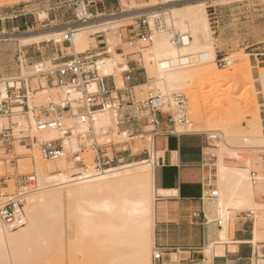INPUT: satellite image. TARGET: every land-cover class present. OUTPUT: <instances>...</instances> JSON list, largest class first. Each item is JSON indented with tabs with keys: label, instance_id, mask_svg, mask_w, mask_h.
<instances>
[{
	"label": "rangeland",
	"instance_id": "obj_1",
	"mask_svg": "<svg viewBox=\"0 0 264 264\" xmlns=\"http://www.w3.org/2000/svg\"><path fill=\"white\" fill-rule=\"evenodd\" d=\"M117 1L119 4L115 11L102 12L100 10L97 13L92 9L100 0H0V90L1 83H5L7 94L10 97L18 91L17 88L24 97L22 104L19 103L21 101L11 103L13 110L11 115L0 116V132L3 128H13L14 130L11 154H7L0 147V186L3 194L0 202L8 200L9 196L25 191L22 199L24 218L27 219L24 226L16 229L4 226L10 234H18L23 231L27 235L19 243L20 247L17 246L19 251L14 246H11V249L7 248L6 255L0 258V264L153 263L154 243L148 247V252L142 251V248L138 247L140 246V234L139 231H136L138 227H134L135 222H132V219L128 218L123 223V219L117 220L118 218L111 217L104 211V208L91 205L93 202L100 203L109 198L111 194L78 193L79 185L74 186V188L77 187V190H71L67 186H58L37 191L40 186H49L60 182L59 177L53 176L58 173L63 172V176L74 178L89 173L103 172L95 167L96 150L90 149L83 154L85 166L82 167L72 158L58 160L43 158L39 149V140L64 137L66 147L76 150L81 142L85 141L89 145L94 142L95 138L99 143H109L114 149L119 150V156L113 166L148 159L147 154L142 152L150 149L152 139H149V136L152 137L151 129L153 127H147L144 132L145 136L132 135L127 131L125 122L122 126L117 124L119 120L110 111H103L102 116L97 113L94 124L90 125V123H78L76 116L68 112L67 109H59V111H64L62 112L64 124L73 129L71 137L65 135L63 130L38 131L36 128L38 119L34 114L39 113L42 120L47 119L41 108L49 106L51 102L61 104L66 100H72L73 107L77 106L74 100L80 94L76 91L68 93L65 88L53 86L52 82L48 84L47 80L51 77L42 71L56 68L52 63L54 56L52 44L67 40L62 36L58 40V36L55 38L54 34L64 32L72 25H84L83 20L89 16L79 13L81 12L79 9L82 7L92 17L86 23H89L88 25L105 20L110 21L116 17L120 19L121 22H117L113 26L112 24L106 25V28H100L97 32L116 33L121 28L134 25L139 16H147L150 23L151 20L154 21L151 23L154 24L151 25L153 40L151 42L132 40L127 49V52L133 53L135 58L141 59L146 74L145 82L136 88V100H146L150 95L161 94L162 98H167V103L162 108L173 116L178 132H196L206 137L208 169H211L210 175H212L213 182L216 183L219 192L218 197L214 198L216 207L220 199L230 202L225 205L227 209L224 211V216L218 210L224 220V228L226 227L223 239L227 240L229 230L234 228L237 218L242 217L247 218V223L252 231L255 230L257 224L261 227H259L258 238H254V243L258 245L264 241V170L260 171L258 167L260 162L264 166V148H262L264 142V113H262L264 87L261 79V74L264 72V0ZM202 4L207 11L210 26L209 34H202V36H205V42L207 38V42L214 46L215 58L212 69H214L216 74L213 73L216 77L207 79L208 75L205 70L192 76H186L168 87L157 83L160 73L171 68H163L159 61H163L165 57H158L155 53L157 18L164 19L168 28L173 26V29L178 30L180 27L183 31L193 35L198 25L194 21V24L189 21L195 20V18L187 13L199 11ZM187 5H193V7L187 9L185 8ZM173 8L177 10H172L170 14L169 10ZM153 12L158 13L155 18L150 17ZM186 16H190L189 20L186 19ZM24 17L30 20L28 25L16 30H3V22H7V24H11V21L21 22V18ZM174 17H178V19L176 20ZM180 20H185L187 24L179 22ZM162 32L161 35L171 39L170 35H167V31ZM40 33H50L55 37L51 36L49 39L44 38L31 43L24 42L26 38L41 35ZM92 37L90 34L82 46L75 48V51L83 52L89 48ZM191 40L196 41L195 38ZM198 41L195 49L182 52L181 55L197 57L203 50L201 48L203 44H200V40ZM197 46L199 47L197 48ZM202 61L197 60L182 67H198ZM104 62L101 65L100 73L116 74L119 86H122L120 74L125 68L126 59L121 55L114 54L109 60L104 59ZM219 72L225 75L223 74L221 77ZM145 85H151V89ZM173 96H180L183 103L178 104ZM4 98L6 97L0 98V100ZM73 111L76 113L75 108ZM179 113L183 114L178 115ZM257 115H260L262 134L259 137H253L255 129L258 127L255 123ZM50 117L54 116L51 114ZM181 119L184 121H180ZM85 132H87L88 138H79L80 133L84 134ZM212 135H216V137ZM48 136L54 138H48ZM229 139L235 141L231 146L225 144ZM131 153L133 155L128 156ZM219 163L230 169L249 168V183L252 185L253 192L247 193L246 186H235L230 183L229 177L222 180L218 175ZM41 165L44 168V170L42 169L43 173L39 171ZM136 168L133 166L131 169L136 170ZM252 172H256L255 179L252 177ZM121 173L124 174V172ZM32 174L36 176L38 184L34 189L28 188L24 184L25 177ZM123 174L119 175L117 179H121ZM123 188L130 190L128 185ZM75 190L77 194H74ZM146 193L149 195L148 197L153 194L156 201L154 190H151L150 187L148 189L147 186ZM40 206L45 209L39 208ZM81 206L83 210L91 209L90 211L86 210L87 212L82 214V217L80 215L83 212ZM94 212H98V215H95ZM86 213L92 216L90 218L88 215L90 220L88 217V219L86 218ZM41 215L42 219H40ZM113 218L117 221H109ZM120 220L127 227L125 225L123 229H112L111 225L114 222H120ZM32 221L31 227L33 228H27ZM30 229L33 231L31 235ZM24 230L27 231L24 232ZM210 247L211 252L206 251V253L211 258L213 245ZM258 264H264V260H259Z\"/></svg>",
	"mask_w": 264,
	"mask_h": 264
},
{
	"label": "crops",
	"instance_id": "obj_2",
	"mask_svg": "<svg viewBox=\"0 0 264 264\" xmlns=\"http://www.w3.org/2000/svg\"><path fill=\"white\" fill-rule=\"evenodd\" d=\"M118 4L117 0H100L92 10L97 13L100 10L113 12ZM142 17L139 16L134 25L121 28L116 33H93L90 47L86 49L102 59H109L114 54L126 59L124 69L131 71V80H126L127 71H122L120 76L123 85L119 86L117 75L109 73L106 84L110 88L118 87L120 93L134 100L136 88L145 82L146 74L141 59L135 58L127 49ZM29 21L24 17L21 22H3V30L19 29L28 25ZM70 41L52 44L54 66L62 65L76 55ZM55 78L54 74L53 86ZM47 82L49 84L51 79ZM52 115L56 116L55 113ZM169 117L166 112L159 115L161 124L158 131L151 129L154 149L142 152L147 154L148 159L152 157L154 164V246L165 249L163 261L157 264H255L252 257L254 235L247 218L238 217L234 228L229 230L227 240L223 239L224 220L216 207V199L208 198L209 190L204 187L211 173V169H208L206 137L196 132H172L173 124ZM124 122L127 131L135 136H145L147 127H153L141 118L134 106L127 107ZM118 156L119 153L116 154ZM214 186L217 188L215 182ZM218 220H223L222 226ZM210 245H213L211 258L206 253Z\"/></svg>",
	"mask_w": 264,
	"mask_h": 264
},
{
	"label": "bare ground",
	"instance_id": "obj_3",
	"mask_svg": "<svg viewBox=\"0 0 264 264\" xmlns=\"http://www.w3.org/2000/svg\"><path fill=\"white\" fill-rule=\"evenodd\" d=\"M191 6L193 7V5H187L185 8H187V9L188 8H192ZM200 8L201 9L199 11H190L188 13L186 12L187 15H190L192 18H195V20H192V21L189 20L188 18L190 16L189 17L186 16V19L189 20L190 22L194 21V22L197 23V24L196 23L195 24L198 25L197 29L195 28V31H194L195 34H194V32H193V35L188 34L187 32L183 31L177 25L178 30H180L183 33H185V35H184V39H185L184 44H175V43H173L172 38L169 40L165 35H161L163 32L161 33V32H158V31L155 30L156 37H155V40H154V47H155L156 56L165 57V58H163L164 60L161 61V62L159 61V63H160V65L163 68L164 67H167V68L171 67V68H169V69H167L165 71H162L160 73L161 75L158 77L157 83H160V84L162 83L165 87H168V86H170L172 84L174 85L175 83H177L178 81H180L182 78H184L186 76L187 77L188 76H192V75H195L198 72H203L205 70H206L207 75H208L207 79H210V78L213 79L214 77H216V75H215L216 73H215L214 69H212L213 66H214V65H212V64H214L213 60L215 58L214 46H212V43L207 42V38H206V42H205V36H202V34L203 35L204 34H209V32H210L208 15H207V11H206V9L204 7V4H202ZM79 10L81 11V12H79L80 14H85L86 16H89V17H85V21L83 20L84 21V23H83L84 25L83 26L82 25H72L69 28H67L66 31L58 32V33L54 34V35H56V37L55 36L54 37L57 38V36H58V40H60L59 39L60 36H62L63 38H66L67 37V33H68V37L70 38L74 48L82 46V44L89 37V35L93 34V33H96L98 31V29L103 28L106 25L109 26V25L112 24V26H113V25H115V23L121 22V21H119L120 19H117V17H116L115 19H112L110 21L109 20L108 21L105 20L104 22L100 21V23L98 22V23H93V24L88 25L89 23L88 24H86V23L90 19H92V17L90 16V14H87V12H86L84 7H82ZM172 10H177V9H174V8L170 9L169 10L170 14L172 13ZM157 14L158 13L153 12L150 15V17L151 18L152 17L155 18L157 16ZM174 18L176 20L178 19V17H174ZM153 22L151 20V23H153ZM179 22L186 23L185 20L184 21L180 20ZM194 22H193V24H194ZM151 23H150V25H152ZM182 23H180V24L182 25ZM174 24H176V23H174ZM152 26H151V28H152ZM185 26H187V25H185ZM172 28H173V26H172ZM167 35H169L168 32H167ZM51 36L52 35L50 33L49 34H41V35H38V36L35 35V36L28 37L26 39L24 38L25 39L24 42H30L31 43L33 41H39V40L44 39V38L49 39ZM206 37H208V36H206ZM192 38H195L196 41L191 40ZM203 38H204V40H203ZM152 40H153V35H152ZM198 40L201 41L200 44H203L202 47H201L203 50L198 54L197 57H191L190 56V60L186 63L185 62V56L186 55L183 56V55H181V53L182 52H187V51L192 50V49H195L197 42H199ZM198 47L199 46H197V48ZM104 59L100 60V64L101 65L103 63H105ZM165 59H170V60L166 61ZM196 59L197 60H203L202 63L198 67H188V68L187 67L186 68L182 67V66H186V65L192 64L193 62L197 61ZM160 60H162V59H160ZM113 64H115L114 61H113ZM108 66H110V65H108ZM106 74L108 75L109 73H106ZM223 74L224 73H220L221 77H223L222 76ZM261 79H262V85L264 87V72H262V74H261ZM145 86L147 88L151 89V85H145ZM0 92H1L0 98L7 97V89H6V84L5 83H1ZM30 99L31 98L29 97V102L31 103ZM164 99H167V98H164ZM173 99L176 101V96H173ZM98 113L102 116L103 111L98 112ZM180 114H183V113H179L178 115H180ZM118 122H117V124H118ZM255 123H257L258 127L255 129V132L253 133V137L254 136L259 137L262 134V126H261V123H260V115H257ZM212 136L216 137V135H212ZM50 137L51 136H48V138H50ZM51 138H54V137H51ZM152 138L153 137L149 136V139H152ZM151 141L152 142L150 143L149 147H150V150L152 151L154 149L153 148V139ZM234 142H235L234 140L229 139L228 141L225 142V144L227 146H231ZM262 146H263L262 148H264V142H263ZM151 151H150V153H151ZM42 166L43 165H41V167ZM133 166L137 167L136 170L135 169H131ZM41 167H39V169H40L39 171H40V173H43L44 172L43 171L44 168L43 167L41 168ZM258 167L260 168V171L264 170V166H263L262 162H260ZM101 171H103V172H100V173H89V174L81 175V176L74 177V178H69L68 176H63V174H62L63 172L62 173H58V174H55L53 176H55L57 178L59 177V179L61 180L60 182H56V183H54L52 185H49V186H42V187L40 186L39 189H37V191L38 190L41 191V190L49 188V187H56L57 188L58 186H67V187H70L71 190H73V189L77 188V187L74 188L75 185H79L78 186V190L76 189L78 191V193H83V194H87L88 193V194H96V195L97 194H108V195L111 194L109 196V198L101 201L100 203H94L93 202L91 205L100 206V207L104 208L105 209L104 211H106L108 214H110L111 217L118 218L117 220L123 219L122 220L123 223H125L124 221H126L128 218H130V220L132 219L131 221L135 222L134 227L135 228L138 227V229L136 231H139V234H140V236H139L140 237V240H139L140 241L139 242L140 246H138V247L140 249L142 248V251L143 250H146V251L149 250L148 247H150L154 243V227H155V222H154V212H155V208H154L155 199L154 198L155 197H154V195L152 193H151L152 196L148 197L149 195H147V193H146V187L147 186H148V189L150 187L151 190L155 191V185H154V179H155V177H154V164H153L152 157H151V159H143V160L138 161L136 163H127V164L118 165V166H113L112 165L111 168L106 169L105 171L104 170H101ZM121 172H124V174L121 173ZM121 174H123L124 177L121 176L122 177L121 179L120 178L117 179L118 176L121 175ZM218 175H219V177L222 180H226L229 177L230 178V183L234 184L235 186H246V192L247 193H252L253 192L252 185H250V183H249V175L250 174H249V168H247V167L241 168V169H230L227 166H225L224 164L219 163ZM40 182H42V181H40ZM126 185L130 186V190H125L123 188ZM77 191L74 194H77ZM24 192L23 191H22V193L20 192L19 195H23ZM44 201L47 202L48 200L47 201L44 200ZM55 202H56V200H55ZM55 202H54V204L56 205ZM228 203H230V202H224L223 199L222 200L220 199L218 204H217V208L220 211L221 215H223V216H224V211L227 209L225 207V205L228 204ZM47 206H46V208H47ZM49 206H51L50 203H49ZM39 208H43V207L40 206ZM102 208H100V209H102ZM44 209L45 208H43V210ZM36 210H38V209H36ZM81 210H83V207L81 208ZM86 210L87 209L85 208V210H83V212H81V214H80L81 217L83 216L82 214H84L87 211H90L91 209L90 210L88 209L87 211ZM35 213H36V211H35ZM100 213H99V216H100ZM46 214H47V212H46ZM94 214L98 215V212L97 213L94 212ZM102 214L104 215L103 212H102ZM37 215H39V213H37ZM86 215H87V213H86ZM88 215H89L90 218L92 217V216H90V214H88ZM88 215L86 216V218L88 217ZM90 218L88 220H90ZM114 218L109 220V221H115L116 219L114 220ZM38 219H36V220H38ZM40 219H42V215H41ZM34 220H35V218H34ZM0 221H1V219H0ZM122 221L120 220L121 223L120 222H117V223L114 222L113 225H111L112 229L113 228H115V229L116 228H120V229L125 228L124 226L126 224L123 225ZM107 222H108V220H107ZM35 223L37 224V221ZM222 223H223V220H222ZM31 224H33V221L28 225L27 228H30ZM86 224H88V223H86ZM4 226H5V224H3V222L1 221V223H0V247H1L0 248V258L4 257L6 255L5 251L7 250V248L10 247L9 249H11V246H14L16 248H17V246L20 247L19 243L22 242L23 241V237L25 235H27L26 232H25L27 230H24L25 233H23V231H22V233L10 234L5 229L6 226L5 227ZM34 227H36V226H34ZM126 227H127V225H126ZM259 227H260V225L257 224V226L255 227V230L253 231L255 239L258 238ZM27 228L25 227V229H27ZM31 228H33V227H31ZM108 228H109V226H108ZM31 232L33 233V231L32 230L30 231V235L32 234ZM225 233H226V227L223 229V235H225ZM26 238H27V236L25 237V240H26ZM13 250H14V248H13ZM17 250H18V248H17ZM207 251L211 252V247L210 246L207 247ZM141 253H139V254L141 255ZM18 255H20V254H18ZM18 255H16V256L20 257ZM120 263H122V262H120ZM143 263H146V262H143Z\"/></svg>",
	"mask_w": 264,
	"mask_h": 264
},
{
	"label": "built area",
	"instance_id": "obj_4",
	"mask_svg": "<svg viewBox=\"0 0 264 264\" xmlns=\"http://www.w3.org/2000/svg\"><path fill=\"white\" fill-rule=\"evenodd\" d=\"M85 21V19H84ZM155 30L158 32L167 31L175 44H184L185 39L183 33L180 30L168 28L166 22L162 18H157L155 23ZM153 30L150 25V21L147 16H143L140 19L138 31L135 33L133 40L152 41ZM70 40L68 37L65 38ZM101 58L96 57L91 50L83 52H77L76 55L69 61L57 66L54 69L42 71L46 75L50 76L52 82V76L55 74V85L65 88L68 93L71 91H77L80 95L74 100L77 104L73 107L71 100H66L61 104L51 102L49 106L41 108L44 110L47 119L42 120L39 113L34 114L38 119L36 127L39 131L45 130H63L65 135L71 137L73 135L72 127H68L63 122V114L61 110L67 109L72 115L76 116L77 122L84 124H94L95 115L101 111H110L119 120L118 124L124 122L125 113L127 107L134 106L135 110L140 113L141 118L146 119L147 123L153 126V131H158V127L161 124L159 115L164 113L162 106L167 103V100L162 98L161 95H150L146 100H134L130 99L124 94L119 92L118 87L110 88L106 84L107 74L100 73ZM190 60V55L185 56V62ZM127 71L126 80H131V71ZM95 85V86H94ZM12 94V97L7 94V97L0 100V116H8L13 113L11 103L16 101L22 104V98H24L19 89ZM178 104L183 103L180 96H176ZM183 106V105H180ZM76 109L74 113L73 109ZM146 112V113H144ZM52 113L56 116L50 117ZM169 119L173 124L172 132L176 130V121L170 114ZM180 121H184L181 119ZM93 128V126H92ZM13 128H3L0 132V147H2L7 154H11V145L13 140ZM81 139L88 138L87 132L80 133ZM39 149L43 158L47 160H58L62 158H72L76 163H80L82 167L85 166L83 154L90 150H96V156L94 158L95 167L97 170H106L112 167L113 163L117 159L116 154L119 150L114 149L109 143H99L95 138L94 142L87 145L85 141L79 144V148L76 150H70L65 145L64 137L56 139L39 140ZM256 172H252V177L255 179ZM24 184L28 188H36L38 186L36 176L34 174L28 175L24 179ZM1 185V181H0ZM204 187L207 188L208 198L218 197V189L214 186L212 175H209L204 182ZM3 197L0 186V199ZM8 200L0 202V219L7 228L16 229L26 224L24 218V205L22 195L16 194L7 197ZM207 221V220H206ZM220 226H222V220H218ZM177 250V249H176ZM253 255L256 264L259 260H264V241L258 245L252 243ZM164 248L155 247L153 253V264L162 262L164 259ZM206 264V263H204Z\"/></svg>",
	"mask_w": 264,
	"mask_h": 264
}]
</instances>
